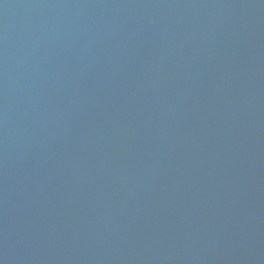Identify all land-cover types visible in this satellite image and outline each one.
Returning <instances> with one entry per match:
<instances>
[{
    "label": "water",
    "instance_id": "water-1",
    "mask_svg": "<svg viewBox=\"0 0 264 264\" xmlns=\"http://www.w3.org/2000/svg\"><path fill=\"white\" fill-rule=\"evenodd\" d=\"M0 264H264V0H0Z\"/></svg>",
    "mask_w": 264,
    "mask_h": 264
}]
</instances>
